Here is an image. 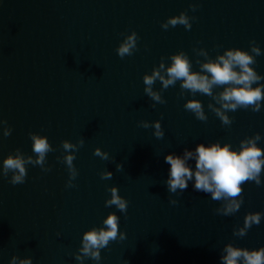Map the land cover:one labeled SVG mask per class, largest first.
<instances>
[{
	"label": "water",
	"instance_id": "1",
	"mask_svg": "<svg viewBox=\"0 0 264 264\" xmlns=\"http://www.w3.org/2000/svg\"><path fill=\"white\" fill-rule=\"evenodd\" d=\"M228 51L252 58L256 104L225 108L232 82L210 94L181 79L165 86L174 57L211 79L203 66ZM34 138L48 144L42 160ZM249 142L264 160V0H0V264H226L229 245L258 250L264 163L259 183L213 199L194 175L171 191L165 159L192 152L194 173L198 145ZM9 157L23 161L16 183ZM113 189L123 210L109 203ZM254 214L259 223L246 227ZM110 215L116 237L98 259L84 254V235L105 230Z\"/></svg>",
	"mask_w": 264,
	"mask_h": 264
},
{
	"label": "clouds",
	"instance_id": "2",
	"mask_svg": "<svg viewBox=\"0 0 264 264\" xmlns=\"http://www.w3.org/2000/svg\"><path fill=\"white\" fill-rule=\"evenodd\" d=\"M170 22L172 24L186 23L183 19L179 21L173 19ZM132 45L133 39L130 38L126 44L120 47L119 54L128 53ZM226 57L222 56L218 62L207 63L203 66L206 72L211 73V79H209L205 75L191 73L187 59L183 56H176L172 65L167 69L168 79L164 80V84L167 86L176 79H181L184 88L210 94L213 84L232 82L239 87H233L223 93L222 100L228 102L224 104L225 108L235 109L237 105L256 104L261 100V89L251 87V84L259 79L249 67L252 58L242 51H228ZM235 66H239L241 74H237L234 70ZM154 75H159V73ZM153 78L146 77L145 83L151 85ZM186 107L196 111L203 118L201 105L198 102H189ZM224 119L226 121V117ZM158 127L159 125H157ZM157 134L160 135L159 132ZM33 147L34 151L40 154L42 160L44 153L48 150L46 140L34 138ZM65 147H69V145L66 144ZM192 155V152H186L183 157L166 156V162L170 164L168 187L171 191L174 192L177 188L185 189L187 180L192 179L193 175L195 188L211 192L213 199L236 197L241 191L240 184L243 181L255 179L259 183V173L264 160L261 159L262 150L254 142L242 145L239 151L231 149L228 145H198L195 151L196 170L194 173L186 164V160ZM68 160L70 162L71 157H68ZM4 167L6 170H19V174L13 177V183L22 180L25 169L20 158H7L4 161ZM109 203L117 205L121 210L126 206L125 202L117 196L115 189H113V198ZM238 207L239 204L233 202L228 206L227 212L235 211ZM259 220V214L250 215L246 217L245 226L259 223ZM104 223L107 225L105 230L99 232L92 230L84 235L82 249L84 254H90L93 258L98 259L99 253L94 250L104 247L110 239L116 237L117 217L110 215ZM243 234L244 231L241 230L240 235ZM223 259L226 264H264V247L258 250H247L229 245ZM20 264H30V260H22Z\"/></svg>",
	"mask_w": 264,
	"mask_h": 264
}]
</instances>
